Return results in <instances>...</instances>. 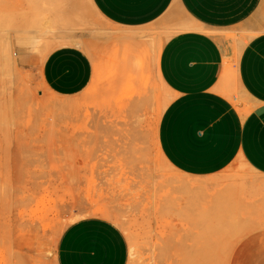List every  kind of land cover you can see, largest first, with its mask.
Returning a JSON list of instances; mask_svg holds the SVG:
<instances>
[{
	"label": "rangeland",
	"instance_id": "1",
	"mask_svg": "<svg viewBox=\"0 0 264 264\" xmlns=\"http://www.w3.org/2000/svg\"><path fill=\"white\" fill-rule=\"evenodd\" d=\"M252 22L264 31V3ZM104 27L89 0H0V264H62L67 231L91 218L123 236L124 264H264L257 225L213 223L248 215L233 188L174 181L155 63L73 98L45 88L43 55Z\"/></svg>",
	"mask_w": 264,
	"mask_h": 264
},
{
	"label": "crops",
	"instance_id": "2",
	"mask_svg": "<svg viewBox=\"0 0 264 264\" xmlns=\"http://www.w3.org/2000/svg\"><path fill=\"white\" fill-rule=\"evenodd\" d=\"M89 1L105 27L43 55L45 88L73 98L155 63L170 95L157 147L174 181L211 194L233 188L248 215L213 223L257 225L249 240L264 257V31L252 22L264 0ZM123 241L109 223L82 220L67 231L60 261L124 264Z\"/></svg>",
	"mask_w": 264,
	"mask_h": 264
},
{
	"label": "bare ground",
	"instance_id": "3",
	"mask_svg": "<svg viewBox=\"0 0 264 264\" xmlns=\"http://www.w3.org/2000/svg\"><path fill=\"white\" fill-rule=\"evenodd\" d=\"M129 128H130V127H129ZM130 136H131V135H130ZM136 136H137V134H136ZM132 137H134L133 134H132ZM131 140H132V139H131ZM218 223H219V222H218ZM210 225H211V224H210ZM204 231H205V230H204ZM212 231H213V230H212ZM207 232H208V231H207ZM204 233H205V232H204ZM213 233H214V232H213ZM197 234H198V233H197ZM199 234H200V233H199ZM208 234H211V232H209ZM200 235H201V234H200ZM201 237H202V236H201ZM195 239H196V238H195ZM216 244H217V243H216ZM195 245H196V244H195ZM198 247H200V245L197 246V248H198ZM217 247H218V246H217ZM192 252H193V251H192ZM192 252H191V253H192ZM213 253H214V252H213ZM214 254H215V253H214ZM215 255H216V254H215ZM205 258H206V257H205ZM203 259H204V258H203ZM190 260H191V259H190ZM193 260H195V259H193ZM198 262H199V261H198ZM198 262H197V263H198ZM202 262H203V261H202ZM202 262H201V263H202ZM204 262H205V260H204ZM208 262H209V261H208ZM191 263H192V262H191Z\"/></svg>",
	"mask_w": 264,
	"mask_h": 264
}]
</instances>
